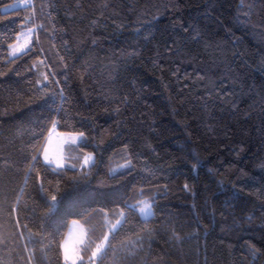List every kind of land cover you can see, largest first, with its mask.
<instances>
[{"label":"trees","instance_id":"obj_1","mask_svg":"<svg viewBox=\"0 0 264 264\" xmlns=\"http://www.w3.org/2000/svg\"><path fill=\"white\" fill-rule=\"evenodd\" d=\"M32 6L43 27L14 64L7 44L27 8L0 13V264H65L73 219L92 246L121 217L96 264H264V0ZM217 85L231 95L203 99ZM53 120L87 134L90 166L43 161ZM140 200L153 204L147 222L129 208Z\"/></svg>","mask_w":264,"mask_h":264},{"label":"snow or ice","instance_id":"obj_2","mask_svg":"<svg viewBox=\"0 0 264 264\" xmlns=\"http://www.w3.org/2000/svg\"><path fill=\"white\" fill-rule=\"evenodd\" d=\"M20 8H27V9H31L34 11L31 0H18V2L15 4H8L4 9L0 10V13H7L9 9L15 11ZM29 21H31V23L26 27L24 31L20 32L16 36L15 42L7 44V57H9V61H8L9 63L14 64L17 58L30 53L31 47H32V37L34 34H36V39L37 40L39 39L37 30L39 28H42L43 25L36 24L32 16H28L25 18L26 23ZM183 30L186 33L189 31L188 27H184ZM137 31L139 32V29H137ZM21 37H24L23 42H21ZM192 39L198 40L199 34L194 32ZM229 39L231 40L233 46H235L238 43V40L232 39L231 36H229ZM171 51H172L171 45H169V52ZM204 51L208 54L209 59L212 60L213 62H215L217 57H220L221 59H223L224 56L226 55L225 49L220 44L205 43ZM228 51H230L233 56L241 55V53L237 51H231V50H228ZM136 54L137 53L135 51H133L132 53H129V55L131 56H135ZM61 60H63V57H61ZM40 63L42 64L44 63V61L41 60ZM65 67H67L66 64H65ZM0 75H6V73L0 72ZM53 75H55V73H53ZM197 75L199 79L201 80L204 79L203 76H200L199 74ZM42 76H43V81L47 82L49 80V75L47 73H42ZM226 81H227V77H224L222 78L221 82L225 83ZM40 83L41 81L38 80L37 84H40ZM225 86H226V83H225ZM214 94L217 99H223L224 96L231 95V93H221L220 86L217 85L216 87L212 89L206 90L205 96L203 97V99L207 100L210 97H212ZM57 95L59 96L61 101L66 100L63 89H61ZM57 114H59V112H57ZM58 124H59L58 120H53L51 127L48 130L46 140L49 142V146L54 137L70 138L69 141H61V143H69V142L74 143L77 139H79L80 141H86L88 139L87 134L83 131L57 132L56 129H57ZM49 146H46L42 149L41 155H42L43 161L49 165H55L59 168H64L65 164L63 162V157L60 155L59 151H57L54 156L50 155ZM125 147H127V145H125ZM31 158L32 160H36V156H32ZM87 164H89V157L85 156L83 160V165H87ZM130 166H131L130 162L127 165H125V167H130ZM70 167L75 168L76 165L72 164L70 165ZM184 187L187 189L188 185L185 184ZM239 191H242V189H240ZM234 195H238V192L234 193ZM52 199L56 200V197L53 196ZM129 208L133 212H138L139 216L145 222L149 221L155 215V212L153 210V204L147 200H140L137 204H130ZM121 215H123V211L121 212ZM251 219L252 218L249 217V220ZM74 223H76V221H74ZM83 236H84L83 230L78 228L76 232L69 238V240L65 241L64 247L70 248L73 253L69 257H64V254H63V258L65 259V264H67L68 260H75L76 264H80V262H82L85 259L84 255H82L83 249L77 247L78 244L83 243ZM106 245H107V240L105 239L103 243L95 246V248L92 249V251L88 255V260L92 262V264H96V262L100 259L101 253L103 252ZM249 250L251 251L253 258H255L257 254L260 252V249L255 248V246H251Z\"/></svg>","mask_w":264,"mask_h":264},{"label":"rangeland","instance_id":"obj_3","mask_svg":"<svg viewBox=\"0 0 264 264\" xmlns=\"http://www.w3.org/2000/svg\"><path fill=\"white\" fill-rule=\"evenodd\" d=\"M17 2H18V0H13L12 2H9V3L5 4V5H3L2 8L4 9L8 4H15ZM31 3H32V0H31ZM9 10H11V9H9ZM32 12H33V10H32ZM28 16H32L33 17V15L31 14V9H27L26 17H28ZM33 20H34V17H33ZM30 23H31V21H29L27 23L24 22L23 23V27H22L20 32L24 31L26 29V27ZM35 37H36V34H34L33 37H32V43H33ZM23 39H24V37H21V42H23ZM14 42H12V43H14ZM56 131L57 132H61V131H59L57 129H56ZM69 140H70V138H68V137H59V138L54 137L52 139L51 143H50V146H49V142L45 139L43 148L46 147V146H49L50 155H53V156L55 155V153L57 151H59L60 155L63 157V162L65 164V167L66 166L70 167V165H72V164H75L76 165L75 168H79V169H82V168L90 166L95 161L94 153L93 152H89V151L88 152L87 151H83V148L80 147V144L83 141H80L79 139H77L74 143H71V142H69V143H61V141H69ZM41 152H42V150H41ZM85 156L89 157V164H87V165H83V160H84ZM127 164H128V162L113 163L110 166L109 170H110V172L112 174H115V173H118L120 171L125 170L127 168V167H125V165H127ZM81 165H83V166H81ZM51 166H53L54 168H59V167H57L55 165H51ZM74 221H76V223H74ZM118 221L111 227L110 231L107 232L105 237H103L102 239L98 240L96 243L92 244V246H88L89 243H91L92 239L89 236V232H88V229H87L85 223L82 220H80V219H73L70 222V224H69L67 234H66V236H65V238L63 240V243H62V252L64 254V257H69V256H71L73 254L70 248H65L64 247V244H65V241L69 240V238L79 228V229L83 230L84 236H83V243L82 244H78L77 247L83 249L82 255H84V257H85L84 260H86L88 264H92V262H90L88 260V255L90 254L92 249L95 248V246L103 243L105 239L107 240V244H108V239H109V237L111 235L112 230H114L120 224V222L122 221V217L119 218ZM106 247H107V245L105 246V248ZM105 248H104V250H105ZM104 250H103V252H104ZM64 261H65V259H64ZM75 263H76L75 260H68V262H67V264H75Z\"/></svg>","mask_w":264,"mask_h":264}]
</instances>
